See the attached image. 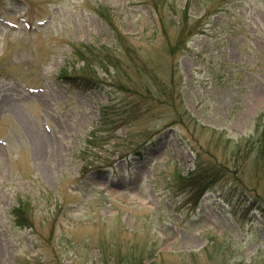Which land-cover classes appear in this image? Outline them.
I'll return each mask as SVG.
<instances>
[{"label":"rangeland","instance_id":"obj_1","mask_svg":"<svg viewBox=\"0 0 264 264\" xmlns=\"http://www.w3.org/2000/svg\"><path fill=\"white\" fill-rule=\"evenodd\" d=\"M164 1L179 14L187 5ZM152 2L0 0V264H264V160L248 159L263 140L264 0H192L194 19L211 16L178 58ZM110 17L130 35L145 75L170 83L178 67L176 90L198 125L165 130L169 113L140 114L110 143L85 146L110 97L121 110L137 102L102 69L99 79L84 71L85 56L75 54L115 48ZM64 70L92 88L62 83ZM145 75L133 82L143 86ZM153 129L163 142L146 158L133 154ZM129 152L130 163L120 156ZM198 152L226 168L195 207L178 175L195 169ZM113 162V176L89 172ZM23 205L33 228L16 223Z\"/></svg>","mask_w":264,"mask_h":264},{"label":"trees","instance_id":"obj_2","mask_svg":"<svg viewBox=\"0 0 264 264\" xmlns=\"http://www.w3.org/2000/svg\"><path fill=\"white\" fill-rule=\"evenodd\" d=\"M234 2L235 1H232V3ZM191 3L192 0H187V5L181 10V14L177 12L176 8L178 5L176 3L170 4L169 8H167L168 3H165L164 0H153L151 4L156 12L154 23L156 26H160V33L164 36L165 40H167L169 44V53L173 58H178L180 53L187 49L189 41L195 35L203 31V20L211 16V11H208L202 18L194 19L190 14ZM104 15L105 14L102 16L104 17ZM107 21L115 35V48L106 46H86L85 50L84 48L77 49L75 54L78 56H85L84 61H86V66L84 71L90 75H93L91 72L95 73L94 76L99 79L98 68L102 69L107 76L106 80L112 81L111 86L115 87L117 91H126L137 97V102L135 105L126 106L121 110V107H117V104H113V98L110 97L111 99L108 104L103 107V114L98 122V127L94 128L87 137L85 146L100 148V142H103L104 145H106V141L110 143L112 138L116 139L114 135L116 134L117 129H120V126H125L128 129L132 128L135 122L141 118L140 114L145 117V120H149L150 118L155 117L154 115L158 111L161 112L160 114L165 112L169 113V120L163 125L165 130L168 127L176 125L184 127L191 123L198 125L196 119L192 117L191 113L184 105L182 95L176 90L175 77L176 73L179 71L178 67L175 66L176 68H173V71L170 74L169 84L158 80L155 76L150 77L145 75L149 71L144 66L145 61L143 57L131 45L130 35L123 34L111 17L107 18ZM173 30L177 31V35H175L174 38L172 36ZM118 49L125 52V57H129V63L125 66L122 65L123 59L121 56L116 53V50ZM138 72L145 75V78H143L141 82L139 80L140 84L143 85L141 87H138L137 84L133 82L132 78V75L136 76ZM108 73L111 75V78L108 77ZM125 75L128 76L125 80L133 83V86L124 83L123 76ZM59 79L62 83L67 84L70 82L74 86H79V89L81 90L92 88L87 83H84L80 81L79 78L75 77L74 73L70 74L65 70L61 73ZM87 80L90 82L89 78ZM123 110L125 111L123 112ZM256 124L257 134L260 135L263 140L260 141V145L257 147L255 153L251 154L248 159H251L254 162H260L264 160V131H260L261 127L264 128V111L257 117ZM161 131L162 129H160V131L155 129L148 131L143 137L144 142L137 143V147L133 154H136L141 158L148 157V150L163 142L161 136H155ZM98 132H102L104 135L101 136ZM115 147H117V145H115ZM117 150L121 152L120 148ZM254 150L255 147L252 151ZM239 152H241V148L238 149L237 154H239ZM130 153L131 152L126 155L120 153V156L130 163ZM202 153L203 152H198L195 169L189 175H178L179 178L181 177L179 181V186L181 188L180 191L187 193L190 197V202L193 201L195 203V207L200 203L205 194L216 187L220 177L225 173L226 168L221 163L206 164L202 158ZM88 165L93 167L92 163H88ZM89 172H94L97 176L105 175L106 177H110L117 174V168L113 162L105 166L99 165ZM257 196L258 198H263L260 194H257ZM28 209L29 205H23L15 211L16 223L19 226L33 228V225L24 216Z\"/></svg>","mask_w":264,"mask_h":264}]
</instances>
